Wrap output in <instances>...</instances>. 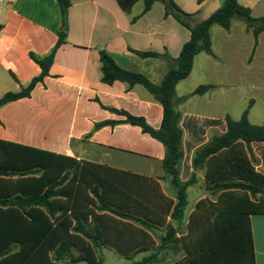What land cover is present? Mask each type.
Segmentation results:
<instances>
[{"label": "trees", "instance_id": "1", "mask_svg": "<svg viewBox=\"0 0 264 264\" xmlns=\"http://www.w3.org/2000/svg\"><path fill=\"white\" fill-rule=\"evenodd\" d=\"M115 1L124 13H129L138 1L143 2V12H147L156 0ZM160 1L164 16L174 18L190 36L175 59L132 50L143 58L167 60L168 70L159 84L151 83L141 73L122 69L106 52H99L101 81L144 87L162 106L159 128L151 127L143 117L113 108L108 110L123 119L104 121L94 128L125 123L139 127L161 143V165L176 192L175 200H167L165 216L160 218L157 211L162 206L152 178L0 140V264H99L95 249L105 246L130 260L134 254L154 248L152 233L157 227L164 229L160 238L163 245L183 251L182 259L168 264H255L250 217L264 215V152L262 167L257 170L250 146L264 144V122L257 125L249 121L252 99L238 120L230 116L223 120H182L173 99L177 83L190 75L194 57L201 52L213 55L209 34L213 25L229 30L233 19H240L256 44L258 35L264 33V17L252 16L251 9L238 0H225L206 19L192 24V14L182 11L174 0ZM57 2L61 26L55 45L43 57L30 54L40 74L19 91L0 97V107L28 98L34 87L49 76L54 55L66 38L69 2ZM212 87L199 85L191 95H203ZM211 126L223 132L204 143L205 131ZM192 151V168L203 171L204 190L216 199L198 201L185 233L177 236V228L166 222V216L177 222L182 219L186 189L196 178L193 173L182 182L181 163L183 160L182 175L186 177ZM154 258L155 254H150L131 264H153Z\"/></svg>", "mask_w": 264, "mask_h": 264}, {"label": "crops", "instance_id": "2", "mask_svg": "<svg viewBox=\"0 0 264 264\" xmlns=\"http://www.w3.org/2000/svg\"><path fill=\"white\" fill-rule=\"evenodd\" d=\"M224 1L202 0L199 3L197 0H174L182 11L192 14V24L206 19ZM68 2L65 42L54 55L49 76L34 87L28 98L0 107V140L72 158L77 162H90L152 178L159 191L158 203L162 206L157 215L163 218L167 200H175L176 194L161 165L163 145L139 127L125 123L94 128L104 121L123 119L109 108L143 117L151 127L159 128L162 106L141 85L130 86L120 81L103 83L99 52H106L122 69L141 73L151 83L159 84L168 70L167 60L143 58L132 50L166 54L175 59L183 44L189 40L190 33L171 16H164V4L160 0H156L147 12H143V2L138 1L129 13H124L115 0ZM238 3L250 8L252 16L264 17V0H238ZM60 26L57 0H0V97L7 92L19 91L40 74V68L30 54L37 57L47 55L57 41ZM209 34L213 55L197 54L190 75L175 86L173 103L182 120H223L229 115H218L210 108L215 90L226 88L228 82L241 80L254 83L257 79L250 74V70L259 55L263 33L258 35L255 44L245 23L233 19L229 30L213 25ZM239 55L246 59V67L237 72L232 68V60ZM217 65L222 68L217 69ZM207 74L212 79H207ZM202 84L213 87L203 95H191ZM222 132L217 126L208 127L204 143ZM250 147L255 168L260 170L264 144ZM193 154L194 151L190 154L186 177L182 175L183 160L181 163L180 180L185 182L193 173L196 178V182L186 189L187 204L182 219L177 222L166 216V222L174 228L184 223L183 231L177 236L185 233L188 218L198 201L216 199L204 190L203 171L193 170ZM250 224L254 263L264 264V215L251 216ZM135 228L149 233L148 229L139 225ZM161 229L163 227H157L154 231ZM141 253L134 254L130 260L124 259L130 264L140 261L134 258Z\"/></svg>", "mask_w": 264, "mask_h": 264}, {"label": "rangeland", "instance_id": "3", "mask_svg": "<svg viewBox=\"0 0 264 264\" xmlns=\"http://www.w3.org/2000/svg\"><path fill=\"white\" fill-rule=\"evenodd\" d=\"M262 36L259 55L256 63L250 70V74L254 75L257 79H255L254 83L241 80L237 83L228 82L226 88L215 90L210 108L215 110L218 115L222 116L228 114L231 118L238 119L241 112L248 105L249 100L252 99L253 104L248 114L250 122L257 125L264 122V33ZM245 60L246 59L241 58L240 55L233 58L232 68L234 71L239 72L241 69L244 70L246 67ZM220 68L222 67L217 65V69ZM206 76L208 77L207 79H212L210 74H207ZM252 159L254 161V157H252ZM183 224L184 223L182 222L177 228L179 233L183 231ZM163 235L164 229L152 233L154 248L150 249L148 252L138 254L134 260H141L143 257L149 256L150 254H155L153 264H168L180 259L183 255L182 250L180 248L174 249L171 246L163 245L160 241V238ZM73 254L76 256V253ZM95 254L100 261L99 264H130V261L122 258L114 249H111L108 246L95 249ZM63 264L71 263L65 262Z\"/></svg>", "mask_w": 264, "mask_h": 264}, {"label": "built area", "instance_id": "4", "mask_svg": "<svg viewBox=\"0 0 264 264\" xmlns=\"http://www.w3.org/2000/svg\"><path fill=\"white\" fill-rule=\"evenodd\" d=\"M11 1H14V0H11Z\"/></svg>", "mask_w": 264, "mask_h": 264}]
</instances>
